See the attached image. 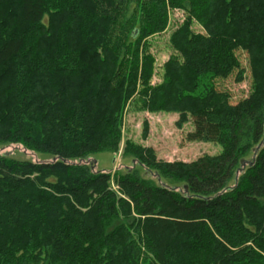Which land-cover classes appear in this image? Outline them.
Returning a JSON list of instances; mask_svg holds the SVG:
<instances>
[{"label":"trees","instance_id":"1","mask_svg":"<svg viewBox=\"0 0 264 264\" xmlns=\"http://www.w3.org/2000/svg\"><path fill=\"white\" fill-rule=\"evenodd\" d=\"M168 7L186 17L152 85L147 38ZM237 49L251 68L247 97L194 94L207 76L243 80ZM138 86L141 108L177 112L187 141L221 151L165 160L133 145L144 175L83 162L118 151ZM3 144L51 160L0 153V264H264V0H0Z\"/></svg>","mask_w":264,"mask_h":264},{"label":"rangeland","instance_id":"2","mask_svg":"<svg viewBox=\"0 0 264 264\" xmlns=\"http://www.w3.org/2000/svg\"><path fill=\"white\" fill-rule=\"evenodd\" d=\"M166 12L167 20L163 31L147 38L150 42V51L154 56V70L150 81L152 85L162 83L164 78L163 64L171 56L178 54L169 45V36L181 26L186 17L185 11L181 8L168 7ZM192 29L196 32H203L202 27L196 22H193ZM235 53L241 67L244 69L243 80L236 82L234 80L235 72L226 78H211L207 76L199 80V86L194 91V94L202 92V87L213 86L217 90L228 92L231 103L247 97L251 87V68L248 63L247 53L243 49H237ZM138 88L140 86L137 87L132 97L128 100L122 113L121 140L118 151L91 154L83 162L92 165L94 170L107 171L112 175L115 172L124 173L127 169L132 168H137L138 172L144 175L146 174L145 168L133 161L130 155L133 145L151 146L154 148L157 157L165 160L187 161L194 159L204 152L217 154L221 151V146L212 142L187 141L185 135L191 129V123L186 122L182 126H178L176 124L179 118L177 112L160 108H141L140 103L136 101L139 95ZM126 141L128 142L127 147H125ZM124 150L128 151V153L125 154ZM0 153H7L10 157L19 160H51V156L26 150L19 144L0 145ZM252 156L251 152H247L244 155L247 161H251ZM244 169L245 167H243ZM238 176L239 174L236 177ZM153 179L155 180L154 177ZM163 181L165 182L166 180L162 179L161 182ZM111 187L117 192V186L113 182H111ZM176 238L179 237L173 239ZM182 239L186 240L184 236L180 237V241ZM144 242L145 238L139 234L138 243L142 246ZM148 256L150 254L144 248L143 258L145 259Z\"/></svg>","mask_w":264,"mask_h":264}]
</instances>
